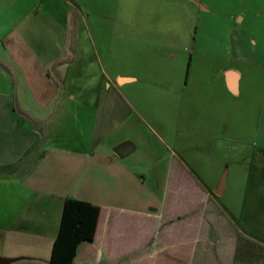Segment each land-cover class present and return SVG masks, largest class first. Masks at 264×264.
<instances>
[{
    "label": "crops",
    "instance_id": "crops-1",
    "mask_svg": "<svg viewBox=\"0 0 264 264\" xmlns=\"http://www.w3.org/2000/svg\"><path fill=\"white\" fill-rule=\"evenodd\" d=\"M165 2L194 18L211 1L0 0V263L50 264L63 203L72 198L99 207L94 239L79 245L73 264H161L164 257L162 264H178L180 255V264H264V42L257 31L239 30L197 42V31L157 14ZM127 4L130 20L145 22L140 28L121 23ZM244 4L246 15L232 14L234 22L250 12V22L264 20V0ZM129 33L143 57L161 54L159 64L177 66L176 79L167 69L141 88L155 101L148 110L136 104L137 91L126 92L137 78L110 77L101 61L105 39L120 49ZM82 60L89 72L96 61L98 73L72 97L82 108L67 114L72 130L61 136L47 108L62 99L66 78L58 73L71 70L67 83L76 85ZM46 135L54 139L41 143ZM217 154L224 169L209 160ZM198 164L212 166L210 173ZM126 221L133 243L113 250L107 244Z\"/></svg>",
    "mask_w": 264,
    "mask_h": 264
},
{
    "label": "rangeland",
    "instance_id": "rangeland-1",
    "mask_svg": "<svg viewBox=\"0 0 264 264\" xmlns=\"http://www.w3.org/2000/svg\"><path fill=\"white\" fill-rule=\"evenodd\" d=\"M168 1V0H167ZM211 2H208V7H209V11L204 12V13H200L199 16H194V18H192V14L191 16H188V11H187V7H183L181 5H177L174 3H162L161 5H158L157 7H154L157 14H162L164 16H168L167 18H165L167 21L169 19L175 21V24L178 25V27L180 26H189L190 29H188L189 31L192 32V34H194V31L196 32V36H197V42H200L202 44H214V42L216 41H221L223 39H226V35L230 36V32L239 30L241 33H248L251 34V32H256L258 36H260V39L262 42H264V20H261V18L259 20H253L252 22L249 21V17L252 16L253 12H250L249 14H247L246 19H243L241 21H239V18L237 19L239 22L237 23V20L232 19V14H237L240 11H244V15H246V11H245V7H248L247 5L244 4V0H236V2H229L231 0H226L228 1L227 3H221L220 0H210ZM217 2H219L220 4H218ZM95 2L92 1V3L90 2V6H96L94 5ZM134 5H128L125 8V12H126V19L124 21H121V23L123 24L124 28L126 29H132L133 28H140V25L145 23V22H141V21H134V20H130V17H132L134 15ZM92 8V7H91ZM110 9V11H109ZM108 12L111 13L109 14L110 17L113 14V10L114 7L111 5L109 6ZM94 14H98L97 11ZM110 21V20H108ZM192 24V28L190 27V25ZM109 28L110 30L112 29V25L113 22L110 21L108 22ZM239 25V26H238ZM126 29V30H127ZM112 31V30H111ZM235 33V32H233ZM191 34V35H192ZM244 35V34H243ZM195 38L194 36H192V39ZM245 38V37H244ZM247 39H250L249 36L246 37ZM191 39V41H192ZM258 39V38H257ZM107 41V43H109L108 49H107V54H106V58L103 57L102 58V62L104 64V68L107 71V73H109L110 77L115 76L116 74H121V75H131V76H135L137 78V83L133 84V86H127L126 87V92L130 94V92H128V88L129 91L131 90L132 92L137 91L138 92V97L136 99L132 98L136 104L141 107L142 109H150L154 106L155 101H152L150 99V97L147 95L146 97H142L140 90L142 87L144 88H151L153 81L156 79V76H162L164 74H167L166 70L170 69V66L167 64L163 65V64H159V62L161 61V54H153V57H150V54H147V57H143L142 54L137 50V46H140V44L136 43L134 41V35L133 34H127L126 38H125V42H124V46L121 47L120 49H117V44L113 41L114 38L110 37L109 42H108V38L105 39ZM191 47L193 46V44H190ZM198 45V44H197ZM182 59L179 58L178 61L176 62L175 59V63H181ZM259 61H261V59L259 58ZM100 62H98V66L100 68ZM177 65V64H175ZM86 64L84 63V61L82 60L81 64L79 65V72L81 74H77L78 77V83H76V85H69V79L71 78V70H62L60 71V74L58 73V77H60L62 80L65 77L66 78V83L65 85L61 86V98L60 100H55L52 103V107L51 108H47V110L51 111V116L49 118V120L55 125V128L57 130H60V132L63 130V132H61V136L62 135H67L68 132H70L72 130V127L69 128V118L67 117V114L76 108H82V105L77 104L76 101H72L74 97V95L77 96L78 93L83 94L82 92L85 93V89H83L84 86V82L86 81V78L89 79L91 77V73L92 71H94V77L97 76V66H96V61H93L92 65L90 66L91 70L90 72L85 69ZM101 70V68H100ZM170 74H167L168 79L173 77L174 79L177 78L178 76V72H177V66H175L174 68L170 69ZM154 71V72H153ZM156 75L154 76L153 75ZM184 78H185V73H184ZM92 87V90H94V87ZM82 90V92H80ZM69 94V98H66V95ZM131 97L133 96L132 94H130ZM75 104V105H74ZM54 106V109H53ZM76 107V108H75ZM60 109L59 112H57L55 110ZM20 110V107H19ZM55 111V112H53ZM63 111L64 115L58 117V115L60 114V112ZM67 119V123L64 122L63 120ZM175 123V120H174ZM53 125V124H52ZM183 128H186L184 126H182ZM64 130L67 132H64ZM53 135V134H52ZM47 136L44 138H42L41 143L45 142L46 140H50V139H54L53 136ZM192 136V135H191ZM57 137V136H56ZM58 139V138H56ZM59 140V139H58ZM62 143H69L70 142H62ZM72 143V141H71ZM193 158L197 159L198 158V153L197 150H193ZM30 156V155H29ZM37 154H33V158H36ZM229 157V156H228ZM231 159V157H229ZM199 159V158H198ZM209 160H211V164L212 165H216L217 163L219 164V166L221 167V169H224V164L223 163V159L220 155H216L213 156V158H210ZM197 163V162H196ZM199 166H196V169L198 171V168L200 170V172L204 171L206 172V175H208L210 173L209 169L212 167H208V166H201L200 164H198ZM224 171V170H223ZM241 182H235L233 190H232V194L234 193V195L230 198L232 204H236L238 202L239 199V187ZM195 203L194 206H198V198L194 199ZM177 216H180V214H178ZM192 217H195L196 219L194 221L197 220L198 217V212L194 213ZM130 221H126L123 224H120L119 228H115L114 229V235L113 238L110 240V242L107 244V246H109L110 244V248H112L113 250L117 249V243H123L125 241V245H132L133 243V224H130ZM163 232H165L164 228L162 229ZM167 232V230H166ZM174 238L175 240L178 241V239H180L181 237V231L180 229H175L174 231ZM197 233L198 230L196 229H190V236L191 238L193 237H197ZM164 233H161V236H163ZM176 242V241H175ZM177 247V244H174V248ZM176 254V253H175ZM167 258V257H164ZM163 258L160 259V263H164L165 259ZM183 258L182 256H176L175 257V261L180 264L179 262H182ZM107 264H117V259L113 258L110 262H108Z\"/></svg>",
    "mask_w": 264,
    "mask_h": 264
},
{
    "label": "trees",
    "instance_id": "trees-1",
    "mask_svg": "<svg viewBox=\"0 0 264 264\" xmlns=\"http://www.w3.org/2000/svg\"><path fill=\"white\" fill-rule=\"evenodd\" d=\"M98 217L99 207L72 198L65 199L50 264H73L79 245L93 241Z\"/></svg>",
    "mask_w": 264,
    "mask_h": 264
},
{
    "label": "water",
    "instance_id": "water-1",
    "mask_svg": "<svg viewBox=\"0 0 264 264\" xmlns=\"http://www.w3.org/2000/svg\"><path fill=\"white\" fill-rule=\"evenodd\" d=\"M6 263H7V262L5 261L4 264H6ZM0 264H2V263H0Z\"/></svg>",
    "mask_w": 264,
    "mask_h": 264
}]
</instances>
